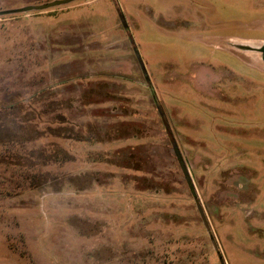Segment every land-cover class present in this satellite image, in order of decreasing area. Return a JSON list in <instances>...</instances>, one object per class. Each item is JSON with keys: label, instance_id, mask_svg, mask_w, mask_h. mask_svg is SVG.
I'll use <instances>...</instances> for the list:
<instances>
[{"label": "rangeland", "instance_id": "1", "mask_svg": "<svg viewBox=\"0 0 264 264\" xmlns=\"http://www.w3.org/2000/svg\"><path fill=\"white\" fill-rule=\"evenodd\" d=\"M59 1L0 0V152L52 177L0 165V264H264V0Z\"/></svg>", "mask_w": 264, "mask_h": 264}, {"label": "trees", "instance_id": "2", "mask_svg": "<svg viewBox=\"0 0 264 264\" xmlns=\"http://www.w3.org/2000/svg\"><path fill=\"white\" fill-rule=\"evenodd\" d=\"M2 109L10 110L7 107H1L0 110ZM16 143L18 144V142L13 141H8L7 143L0 142V145H14ZM178 155L184 161L182 155L179 153ZM33 159L35 157L24 147L20 148L19 151L6 149L2 153L0 152V165L6 166L7 169L5 170L6 172H2L4 175L2 177L6 179L5 186L9 188L8 192L13 194L23 193V191L28 189L33 190L38 187L48 186L52 182V177H44V172L41 171L45 167L43 161L36 160V163H34Z\"/></svg>", "mask_w": 264, "mask_h": 264}, {"label": "water", "instance_id": "3", "mask_svg": "<svg viewBox=\"0 0 264 264\" xmlns=\"http://www.w3.org/2000/svg\"><path fill=\"white\" fill-rule=\"evenodd\" d=\"M71 1H72V0L59 1V2L46 4V5L39 6V7H35V8H28V10H45V9H48V8H51V7H56V6H60V5L67 4V3L71 2ZM262 51L264 52V48H262ZM263 57H264V55H263ZM179 160H180V162H181V164H182V166H183V170H184V172H185V175H187L188 172H187V170H186L185 165L183 164L184 162L182 161V159H181L180 157H179ZM187 178H188V180H189V182H190V178L188 177V175H187ZM199 210H200V212H201V214H202V216H203V218H204V212H203V210H202V208H201L200 206H199Z\"/></svg>", "mask_w": 264, "mask_h": 264}, {"label": "flooded vegetation", "instance_id": "4", "mask_svg": "<svg viewBox=\"0 0 264 264\" xmlns=\"http://www.w3.org/2000/svg\"><path fill=\"white\" fill-rule=\"evenodd\" d=\"M262 48H264V45H263L261 48L258 49V52H260V53L262 54V58H263V60H264V57H263L264 52L262 51Z\"/></svg>", "mask_w": 264, "mask_h": 264}]
</instances>
